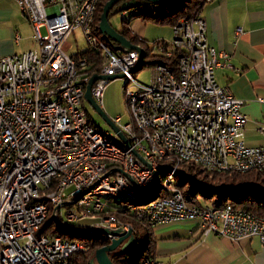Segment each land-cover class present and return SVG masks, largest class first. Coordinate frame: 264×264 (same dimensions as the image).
Listing matches in <instances>:
<instances>
[{
  "label": "built area",
  "instance_id": "obj_1",
  "mask_svg": "<svg viewBox=\"0 0 264 264\" xmlns=\"http://www.w3.org/2000/svg\"><path fill=\"white\" fill-rule=\"evenodd\" d=\"M14 1L33 26L37 47L0 56V264H71L73 249L77 248L74 241L37 234L43 208L36 205V192L50 184L52 171L75 151L108 147L77 116L82 82L78 80L79 66L89 59L83 52L70 54L72 45L67 41L81 28L89 44L91 0ZM43 27L45 34L41 32ZM206 31L200 10L173 26L171 41L156 42L154 49L164 50L166 57L174 50L180 51L176 70L164 64L153 66L150 82L138 80L129 89H147V96L132 98L133 108L142 110L144 120L153 119L169 150H192L195 158H202L205 164L207 155H214L217 164L236 169L259 167L264 173V145H248L243 139L247 122L243 112L245 100L219 84L215 76L217 68L233 67L230 56L208 43ZM241 32L238 27L236 34ZM137 61L135 53L114 47L110 71L100 75H124L131 63ZM108 81L101 78L93 86V98L100 106ZM60 103H68L69 113L76 114V124L62 118ZM174 117H183L184 127L171 128ZM112 121L126 141L135 140L127 135L128 125L120 115ZM221 121H233V128H221ZM74 140H81V148H74ZM135 146L142 147L141 157L145 161L140 159L141 167L128 168L126 154L113 151L112 158L124 163V171H99L86 166V171L68 178L59 199L62 208H67L60 215L63 223L78 222V212H83V207L99 210L102 193H136L151 187L155 165L141 144L135 141ZM53 147H60V154H53ZM216 152H223V159H216ZM96 178H104V185H97V199L85 203L82 211L70 209V195L84 191L88 183H96ZM169 192H175V199L154 203L153 210L146 214L152 227L193 220L204 236L217 234L232 241L259 236L264 244V219L253 212L235 206L185 202L176 186H169ZM26 196H33L34 207L26 206ZM92 226L117 227L110 215L107 222Z\"/></svg>",
  "mask_w": 264,
  "mask_h": 264
},
{
  "label": "crops",
  "instance_id": "obj_2",
  "mask_svg": "<svg viewBox=\"0 0 264 264\" xmlns=\"http://www.w3.org/2000/svg\"><path fill=\"white\" fill-rule=\"evenodd\" d=\"M201 15L208 43L230 56L233 67H219L215 76L219 84L245 100L243 138L249 145H264V0H210ZM238 27L242 32L236 34ZM130 28L141 38L147 35L146 25L138 20ZM36 47L33 26L17 2L0 0V56ZM152 240L155 257L165 264H264V244L258 236L238 241L215 234L202 236L192 220L154 226Z\"/></svg>",
  "mask_w": 264,
  "mask_h": 264
},
{
  "label": "bare ground",
  "instance_id": "obj_3",
  "mask_svg": "<svg viewBox=\"0 0 264 264\" xmlns=\"http://www.w3.org/2000/svg\"><path fill=\"white\" fill-rule=\"evenodd\" d=\"M99 0H91L89 4V19L88 26L91 28L87 30V37L89 38V47H93L94 51L99 52L103 56V62L101 67L95 68L93 70L96 74H102L104 72L110 71V64L113 62L114 58V49L110 47L105 40L94 30L95 25V15L96 9ZM132 53H135L139 57V53L136 50H130ZM164 54V50H160ZM88 61L83 62L79 66L78 80L81 82V94L78 97V109L77 116L84 126H87L88 131L92 132L94 135L98 136V139L108 145V147H102L99 149L93 150H77L75 155L67 157V160L64 164H60L55 170L52 171L50 184L44 186L43 190H38L36 192V205L38 208H43L42 212V222L49 214V209L57 206L59 208L60 198L63 196L66 189V182L69 177L73 176V173L78 171H86V166L94 167L99 171H114L122 172L124 171V163H121L118 158L113 157V151L119 152V154H126V163L128 168L141 167L140 158H136L138 153L142 155V147H136L135 141L138 144L143 146V149L146 152V155L149 156V159L153 161L155 168L152 169L151 173V185L156 179V173H163V179L161 178V190L169 192V186H175L173 183L178 174L184 171V164H195L201 166L205 170L209 171H228L236 170L239 172H248L250 170L259 171L264 175L263 171L259 167H245V168H230L225 164H217L214 155H207L206 164L203 162L202 158H195V152L192 150H169V145L164 140V137L158 134L155 127L153 119H145L143 117L142 110H135L132 104V98H142L147 96L146 88H136L135 90L129 91V89L137 82L135 79L132 69L135 67L136 63H131L124 73V79L128 82V85L125 87V96L128 104V109L130 112V120L125 122L127 127V135L129 138H135V140H127L125 143L117 133L114 132V136L110 132L102 131L99 126L91 119L88 118L87 113L83 107V102L85 99V91L88 81L91 77L88 73L83 71V77L80 74V69L86 70L88 66ZM100 83V79L95 81L91 87V94L94 96L93 86ZM131 84V87H128ZM129 91V94H128ZM60 111L62 112V118H66V121L69 124H76V114L69 113L68 103H60ZM121 117V116H120ZM122 118V117H121ZM184 127V118L183 117H174L171 121V128H180ZM221 128H233V121H221ZM74 148H81V140H74ZM53 154H60V147H53ZM103 157V158H102ZM185 159V160H184ZM216 159H223V152H216ZM238 172V173H239ZM160 180V179H159ZM168 182V183H166ZM97 185H104V178H96V183H88L84 187V191H77L70 195L69 205L72 206L75 204L77 209L70 208L75 211H82V206L85 203L90 202L91 199H97ZM153 186V185H152ZM151 187L146 189L137 190L136 193H123V192H106L102 193L99 196V210L95 207H83V212H78V219L87 216L89 214L100 215L106 208L108 201L103 202L102 198L107 197L109 201L116 198L129 199L132 197H137L139 203H131L127 207L134 212L139 209V214L144 215L147 219V222L151 225L146 214L150 213L153 210L154 203H162L166 198L175 199V192H169V195L165 197H156L154 200L141 205V201L145 200L146 196L142 193L146 190H150ZM160 188V187H159ZM152 189V188H151ZM158 193V192H157ZM165 193V194H166ZM164 194V195H165ZM183 192L181 191V197L185 201ZM186 202V201H185ZM59 205V206H58ZM26 206L34 207V198L33 196H26ZM146 206V207H143ZM232 206L230 204L224 205L222 207ZM143 216V217H144ZM112 223L115 226H120L119 222L115 217L110 215ZM108 216H100V222H107ZM144 221V220H143ZM70 224V223H69ZM68 225V223H67ZM152 226V225H151ZM59 239L64 242H71V240L63 239L61 236H58ZM75 242V241H74ZM77 248L73 249V253L78 250H86L84 245L75 242ZM145 264H152V262L147 261Z\"/></svg>",
  "mask_w": 264,
  "mask_h": 264
},
{
  "label": "trees",
  "instance_id": "obj_4",
  "mask_svg": "<svg viewBox=\"0 0 264 264\" xmlns=\"http://www.w3.org/2000/svg\"><path fill=\"white\" fill-rule=\"evenodd\" d=\"M106 1L107 0H99L96 9L94 30L98 34H101L99 30L100 15ZM122 1L116 3L111 8L108 19L111 15L123 13V11L120 10ZM205 3V0H182L175 6H160L141 0L140 6L129 9L124 13L122 17L123 26L119 32L133 44L139 45L144 49V58L139 66V70L145 65L155 66L157 64H164L170 69L176 70V61L180 51L174 50L170 57H166L164 54H151V48L146 44L145 39L139 37L131 30L130 22L135 18H139L145 23L153 22L160 25L168 24L173 27L181 18L193 16L196 11L203 8ZM106 42L109 46H113L115 44L112 40H106ZM156 42H161V40ZM156 42L153 47H156ZM112 48L114 49V47ZM82 54L88 56L89 63L86 70H83V68L80 69V74L83 77L84 71L89 75H92L94 73L92 71L93 69L99 68V66L101 67L103 56L99 52L88 48L84 50ZM147 57H149V60H146ZM91 71L93 73H91ZM194 165L195 164H184V167L187 170L176 176V184L181 188L186 196L185 197L183 195L186 202H195L197 201V197L201 196V198L205 201L211 202L212 205L220 207L230 204L238 208L249 210L264 219L263 174L256 170L245 173H238L235 171L218 173V171H207L200 166ZM190 175H199L204 183L199 184L196 179ZM173 184L175 185V181ZM160 195H162L161 197H165L166 195H169V192H167L165 196H163L164 194L162 193ZM160 195L155 193L151 194L148 200H153L155 196L160 197ZM118 202H120V200L114 202L108 200L105 210L99 216H105L107 214L112 215L111 212L114 211L119 220L129 222L133 227L135 244L134 247L127 253L119 255L113 253L111 255V259L115 264H143L145 259L154 258L155 254L152 240V228L150 227L151 225L147 222L144 215L143 217L139 214V209H137L138 212H134V210L127 207L128 205L123 206ZM143 204L146 203H142L141 205ZM58 217L57 209L53 207L50 208L49 214L41 223L37 234H51L61 236L63 239L71 241H82V244H85L89 250L92 249L91 251L86 252L83 251L84 249L78 250L77 253H73L74 255L70 260L71 264H90V259L93 257L95 248L109 243V239L106 235L99 234L97 232H80L79 229L74 230L71 227L62 225L61 223H56L55 219ZM63 224L67 225V223ZM145 232L148 238H145ZM143 246L144 248H142ZM147 261L152 262L151 260Z\"/></svg>",
  "mask_w": 264,
  "mask_h": 264
},
{
  "label": "rangeland",
  "instance_id": "obj_5",
  "mask_svg": "<svg viewBox=\"0 0 264 264\" xmlns=\"http://www.w3.org/2000/svg\"><path fill=\"white\" fill-rule=\"evenodd\" d=\"M206 1V0H205ZM200 11V10H199ZM126 11H123V13H116V14H114V15H111V17L109 18V22L111 23V25L117 30V31H119V30H121L122 29V26H123V22H122V17H123V15H124V13H125ZM196 12H198V11H196ZM196 12H195V14H196ZM194 14V15H195ZM193 15V16H194ZM192 17V16H191ZM135 20H138L139 22H142V24H145L146 25V27H147V35H145L144 37V39H145V42H146V44L148 45V46H150V48H151V51H150V53L151 54H162V52L160 51V50H156V49H154V47H153V45H154V43L156 42V41H159V39H157V38H164L166 41H171L172 39H173V35H174V33H173V27L171 26V25H168V24H164V25H160V24H155V23H153V22H147V23H145V22H143L141 19H139V18H135V19H133L131 22H130V25H132V23L133 22H135ZM41 32L43 33V34H45L46 33V28L45 27H43V28H41ZM101 33V32H100ZM31 35V31L30 32H27L26 33V36L28 37V36H30ZM101 35V37H102V34H100ZM103 38V37H102ZM104 39V38H103ZM156 39V40H155ZM105 40V39H104ZM69 43H71V48L69 49V53L70 54H76L77 52H83L84 50H86L88 47H89V44H88V42H87V40H86V38H85V35H84V33H83V30L81 29V28H78V29H76L75 31H74V33H72V35L68 38V40H67ZM105 42H106V40H105ZM107 43V42H106ZM152 47H153V49H152ZM120 49H122V48H120ZM123 50V49H122ZM137 52V51H136ZM138 53V52H137ZM146 60H149V57H147L146 58ZM137 64V63H136ZM136 66V65H135ZM153 66H149V65H145V66H143L140 70H138V71H132L133 72V75H134V77H135V79L138 81V80H140V82L142 81V82H145V83H148V82H150V80H151V77H152V73H153ZM94 70V69H93ZM92 70V71H93ZM91 71V73H93ZM94 74H96V73H93L92 75H94ZM118 74H121V73H118ZM118 74H116V75H118ZM91 75V76H92ZM99 75V74H98ZM91 78V77H90ZM101 79V78H100ZM106 79V78H105ZM109 81H108V83H107V85H106V87H105V90H104V93H103V98H102V106H100L96 101V103L103 109V111L107 114V116L109 117V118H111V120L113 119V118H115L116 116H118V115H120L121 117H122V119L125 121V122H127V121H129L130 120V112H128L129 111V109H128V104L126 103L127 102V100H126V96H125V92H124V90H125V87L124 86H126V85H128V82H126V80L124 79V76L122 75L121 77H117V78H115V79H108ZM97 81V80H96ZM87 87V86H86ZM92 87V86H91ZM128 87H131V84H129V86ZM92 95V94H91ZM93 97V96H92ZM86 99V98H85ZM95 100V99H94ZM83 107H84V109H85V111H86V113H87V116H88V118L89 119H91V120H93L98 126H99V128L102 130V131H106V132H110L111 133V135L112 136H114V132H112L111 130H113L108 124H107V122L103 119V117L91 106V104L88 102V100L86 99V101H84L83 102ZM114 123V122H113ZM115 124V123H114ZM116 125V124H115ZM246 125V124H245ZM117 126V125H116ZM114 131V130H113ZM264 131V130H263ZM244 136V135H243ZM244 139V138H243ZM245 141V140H244ZM249 145V144H248ZM253 146V145H252ZM257 146H260V145H257ZM136 155L142 160V161H145L138 153H136ZM193 165V164H192ZM194 166H199V165H194ZM201 167V166H200ZM183 168H184V171H186L187 169L183 166ZM230 171V170H229ZM231 171H234V170H231ZM250 171H255V170H250ZM223 172H226V171H223ZM235 172H236V170H235ZM237 172H239V171H237ZM249 172V171H248ZM240 173H245V172H240ZM157 176H158V178L160 179L159 180V183L161 182V178L163 179V173L161 174V178L159 177V173H156V179H155V181L152 183V185H151V188H150V190H146L145 192H147V193H142L143 195H145L146 196V198H145V200H142L141 202L142 203H147L148 201H150V199L148 200V198H149V196L151 195V194H154L156 191H154V192H152V190L153 189H155V187H156V181H157ZM191 177H193V178H195L196 179V181L199 183V184H203L204 183V181L201 179V177L199 176V175H190ZM175 186L177 187V188H179L180 190H181V188L176 184V178H175ZM159 189H158V193H155V194H157V195H160L161 193L162 194H165L166 192L164 191V189H162L161 190V183H160V185H159ZM182 191V190H181ZM183 192V191H182ZM184 194V193H183ZM166 195V194H165ZM165 195H163V196H165ZM160 196H162V195H160ZM185 196V195H184ZM155 197H159V196H155ZM154 197V198H155ZM186 197V196H185ZM154 198H153V200H154ZM109 200V198H107V197H104V198H102V201L103 202H106V201H108ZM119 201L120 200V202H118L119 204H121V205H123V206H125V205H129V204H131V203H139V199L137 198V197H132V198H129V199H122V198H116V199H112L111 201ZM189 200V199H188ZM145 201H147V202H145ZM191 201V200H190ZM204 202V203H208L209 205H212L211 204V202H208V201H205L203 198H201V196H198L197 197V202ZM227 205V204H226ZM59 206V205H58ZM67 206H70V205H67ZM212 206H215V205H212ZM75 208V209H77V207L75 206V204H73L72 206H70L69 208ZM143 207H146V206H143ZM217 207H219V206H217ZM220 207H222V206H220ZM53 208H55V209H57V214H58V220L57 219H55L56 220V223H61L62 225H64V226H67V227H71L72 229H74V230H77V229H87V228H91L90 229V231L89 232H97V228L98 227H101V226H92V225H94V224H96L97 222H100V216L99 215H94V214H89V215H87L88 217H82V218H80L79 219V221L78 222H74V223H70L69 225H66V224H63V222H62V217H60V215H61V213H62V211H65L67 208L66 207H63L62 208V206H60L59 208H57V206H55V207H53ZM59 212V213H58ZM116 212V211H115ZM112 213V216L113 217H116L118 220H119V218L115 215V213H114V211H112L111 212ZM108 215H111V214H107V215H105V217H107ZM117 220V221H118ZM121 223H120V222ZM118 222H119V225L120 226H117V227H115V228H109V227H106V228H109V229H117V228H121L122 229V233H124V232H127L130 228L132 229V233H133V227H132V225L129 223V222H125V221H121V220H119ZM193 221V220H192ZM178 222V221H177ZM123 223V224H122ZM151 228H152V226H150ZM154 227V226H153ZM89 232H86V233H89ZM97 233H99V234H103V233H100V232H97ZM103 235H106L107 237H108V239H109V243H107V244H105V245H109V244H111V239H113L114 238V236L113 235H111V234H103ZM133 235H134V233H133ZM144 235H145V238H148V236H147V234H146V232L144 233ZM215 235H217V234H215ZM202 236H204V235H202ZM219 236V235H218ZM134 237H135V235H134ZM255 237V236H254ZM259 237V236H258ZM115 238H117V237H115ZM252 238V237H251ZM260 238V237H259ZM246 239H248V238H246ZM260 240H261V238H260ZM75 242H77V243H80V244H82V241L80 242V241H78V240H74ZM262 242V241H261ZM135 244V243H134ZM82 245H84V247H85V249L86 250H83L84 252H86V251H91V250H89V248L87 247V246H85V244H82ZM105 245H102V246H105ZM102 246H99V247H97V248H95V250H97L98 248H100V247H102ZM134 247V246H133ZM142 248H144V246L142 247ZM120 249V246L117 248V249H115V250H113V251H111V252H109L108 254H109V257H110V259H111V255L114 253V254H116V251L117 250H119ZM95 250H94V253H93V257H94V254H95ZM78 252V251H77ZM77 252H75V253H77ZM74 254H72L71 255V258H72V256H73ZM93 257H91V259L93 258ZM71 258H70V260H71ZM90 259V260H91ZM112 260V259H111ZM147 260H151L152 262H161V263H163V264H165L163 261H160V260H158L156 257H155V255H154V258H147V259H145L144 260V262H143V264H145V262L147 261ZM141 263H142V261H141Z\"/></svg>",
  "mask_w": 264,
  "mask_h": 264
},
{
  "label": "water",
  "instance_id": "obj_6",
  "mask_svg": "<svg viewBox=\"0 0 264 264\" xmlns=\"http://www.w3.org/2000/svg\"><path fill=\"white\" fill-rule=\"evenodd\" d=\"M122 0H107L103 6V11L100 15L99 22V30L106 40H112L116 43L114 46L115 49L122 48L125 51L136 50L139 53L138 61L136 66L132 69V71H138L139 66L144 58V49L136 44H133L130 40L123 36L119 31H117L109 22L108 15L111 8L118 2ZM155 5L160 6H175L179 4L182 0H145ZM141 5V0H123L121 3L120 10L127 11L132 8H136ZM123 74H113V75H98L94 74L88 81L85 98L91 104V106L103 117V119L107 122V124L119 135V137L126 143V138L124 134L120 131V129L113 123L111 118L107 116V114L103 111V109L95 102L94 98L91 95V86L93 83L100 79H115L117 77H121ZM156 187L152 190V192L156 191L157 193L159 189V178L157 176ZM91 228L80 229V232H89ZM97 232L103 234H111L114 236L111 239V244L102 246L95 250L94 257L90 260V264H115L109 257V252L117 249L120 246V249L116 251V254H124L129 252L135 243V237L132 233V229L130 228L127 232L122 233L121 228L117 229H109L106 227H98ZM117 237V238H115Z\"/></svg>",
  "mask_w": 264,
  "mask_h": 264
}]
</instances>
